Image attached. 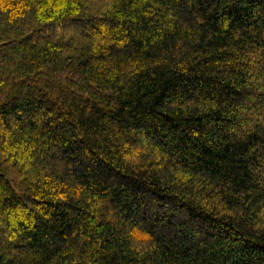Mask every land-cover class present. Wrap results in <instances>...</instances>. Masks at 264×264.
Segmentation results:
<instances>
[{
	"label": "trees",
	"instance_id": "trees-1",
	"mask_svg": "<svg viewBox=\"0 0 264 264\" xmlns=\"http://www.w3.org/2000/svg\"><path fill=\"white\" fill-rule=\"evenodd\" d=\"M0 264H264V0H0Z\"/></svg>",
	"mask_w": 264,
	"mask_h": 264
}]
</instances>
